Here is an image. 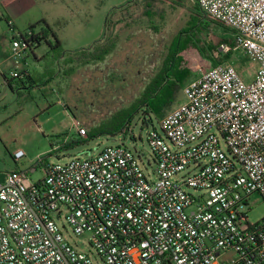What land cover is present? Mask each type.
<instances>
[{
  "label": "built area",
  "instance_id": "1",
  "mask_svg": "<svg viewBox=\"0 0 264 264\" xmlns=\"http://www.w3.org/2000/svg\"><path fill=\"white\" fill-rule=\"evenodd\" d=\"M198 2L257 62L253 79L231 61L198 63L183 102L149 133L155 179L123 144L67 163L39 158L36 180L0 172V264H264V218L247 214L254 195L264 199V0ZM28 51L12 38L11 78L29 76ZM73 128L87 135L80 121ZM60 219L95 253L71 244Z\"/></svg>",
  "mask_w": 264,
  "mask_h": 264
},
{
  "label": "rangeland",
  "instance_id": "2",
  "mask_svg": "<svg viewBox=\"0 0 264 264\" xmlns=\"http://www.w3.org/2000/svg\"><path fill=\"white\" fill-rule=\"evenodd\" d=\"M128 1L56 0L50 10V28L60 39L63 51L70 53L90 48L105 36V21L111 11ZM193 3V0H186V7L179 10L172 9L170 5L166 6V24L158 33L140 26L122 32L125 40L108 62L105 65L79 69L63 85V93L56 77L48 79L42 75L47 64L54 70L52 58L49 57L47 63L43 59V49L48 50L45 44L42 45L43 49H35L38 59L28 51V55L24 57L26 60H21L20 64V69L28 70L33 75L37 85H27L26 89L20 90L17 87L12 89L4 83V77L0 74V172L18 168L27 171L36 180L42 176V171L40 167L32 171V167L39 158L46 157L51 163H67L76 156L96 155L108 146L123 144L134 153L144 172L150 173L155 179L153 169L156 165L148 141L149 133L154 127L160 129L155 116L139 112L133 118L128 132L113 136L102 134L89 138L88 132L136 101L145 83L159 68L177 31L185 27L190 5ZM12 34H7L10 46ZM17 34L16 32L14 35ZM223 37L221 29L212 26L207 30V35L196 33L193 41L185 43L182 40L187 46L182 56L193 73L188 81L197 77L198 63L203 64L200 59L201 51L212 55L213 52L216 53L215 48L221 46L220 50L223 51L222 47L227 45L231 46L233 52V59L230 61L242 70L246 81L253 79L258 68L257 62L239 50L234 51V44H223ZM54 65L57 69V64ZM6 77L12 79L9 69L6 70ZM19 80L15 78L13 82ZM183 100L182 89L179 100L173 103V108L179 106ZM144 119L149 122L148 125L143 123ZM74 121H80L87 127V135L83 138L89 139L73 148L53 152V148H58L66 134L70 140L79 137L73 128ZM52 143L56 146L53 147ZM18 150H22L25 156L16 160L14 156ZM187 174L188 170H185L177 178ZM189 191L193 192L192 189ZM252 200L255 203L248 209L247 214L250 222L256 223L264 218V199L254 195ZM57 223L71 244L95 253L89 244L87 233L77 236L65 219L57 220Z\"/></svg>",
  "mask_w": 264,
  "mask_h": 264
},
{
  "label": "trees",
  "instance_id": "3",
  "mask_svg": "<svg viewBox=\"0 0 264 264\" xmlns=\"http://www.w3.org/2000/svg\"><path fill=\"white\" fill-rule=\"evenodd\" d=\"M193 1V5H190L189 18L185 27L177 31L175 38L167 47V53L159 68L145 83L140 96L136 98V101L130 107L119 110L107 122L93 127L88 132L89 138L102 134L113 136L120 132H128L133 118L139 112L143 113V115H153L158 121H161L172 110L173 103L179 100L183 87L189 82L188 77L193 75L182 56V52L187 48L182 43V40L185 43L190 40L193 41L194 34L207 35L209 27L216 26L221 29V34L224 36V42L222 43L235 45L234 30L205 16L200 10L198 0ZM169 5L172 9L179 10L186 7V0H129L127 3L114 8L107 16L105 21L106 34L102 39L98 40L90 48L76 52L68 53L63 51L60 39L46 24L45 20L32 24L27 31L19 32V35H14V37L24 39L37 59L38 56L34 53L35 49L43 44L47 46L48 50L46 49L42 56L45 59V63H47L49 57L52 58L51 64L54 70L47 64L42 75L48 79L56 77L59 81L60 91L63 93V85L71 80L79 69L88 66L105 65L108 62L125 40L122 32L131 31L138 26L157 33L160 32L165 27L167 19L166 6ZM8 23L10 27H13L11 22ZM39 27H44L45 31L37 30ZM220 47L215 48L214 51L216 53L213 52L212 55L201 51L200 59L206 69L230 62L233 59V52L221 51ZM55 63L57 64V69L55 68ZM13 80V78L7 80V85L11 88L17 87L18 90L26 89L27 85L30 87L37 85V80L31 74L15 83ZM143 123L148 125L149 122L144 119ZM66 136H68L67 139ZM66 136L58 148H53V152L55 150L73 148L89 139L79 135L78 138L70 140L69 135L66 134ZM52 146L55 147L56 144L52 143ZM42 160H46V157L42 158ZM37 166L38 162L35 163L32 169Z\"/></svg>",
  "mask_w": 264,
  "mask_h": 264
},
{
  "label": "crops",
  "instance_id": "4",
  "mask_svg": "<svg viewBox=\"0 0 264 264\" xmlns=\"http://www.w3.org/2000/svg\"><path fill=\"white\" fill-rule=\"evenodd\" d=\"M55 3L56 0H0V74L3 75L5 84L7 80H11L6 77V70L9 69L11 72L13 67L11 62L6 60L10 50L7 34L13 33L10 38L12 40L16 32H25L32 24L42 20H45L50 27L52 20L50 10ZM8 22H11L13 27H10ZM40 29L45 31L44 27H39L37 30ZM40 48L43 49V46ZM43 50L45 52V49Z\"/></svg>",
  "mask_w": 264,
  "mask_h": 264
}]
</instances>
